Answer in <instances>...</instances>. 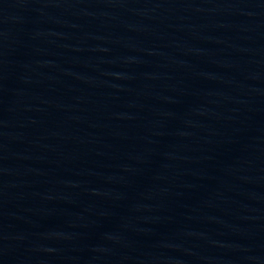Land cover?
<instances>
[{"label":"water","instance_id":"95a60500","mask_svg":"<svg viewBox=\"0 0 264 264\" xmlns=\"http://www.w3.org/2000/svg\"><path fill=\"white\" fill-rule=\"evenodd\" d=\"M0 264H264V0H0Z\"/></svg>","mask_w":264,"mask_h":264}]
</instances>
